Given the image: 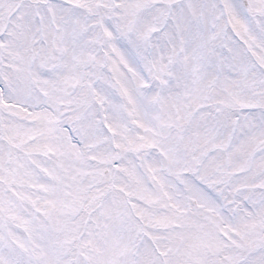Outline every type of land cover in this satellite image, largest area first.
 <instances>
[{"label":"snow or ice","instance_id":"1","mask_svg":"<svg viewBox=\"0 0 264 264\" xmlns=\"http://www.w3.org/2000/svg\"><path fill=\"white\" fill-rule=\"evenodd\" d=\"M0 264H264V0H0Z\"/></svg>","mask_w":264,"mask_h":264}]
</instances>
